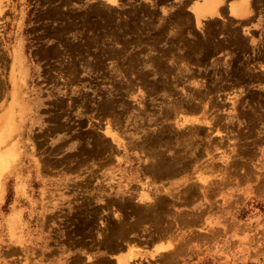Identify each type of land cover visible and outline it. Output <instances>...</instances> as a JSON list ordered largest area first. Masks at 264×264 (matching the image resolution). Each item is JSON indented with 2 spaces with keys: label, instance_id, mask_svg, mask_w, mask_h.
Masks as SVG:
<instances>
[{
  "label": "rangeland",
  "instance_id": "obj_1",
  "mask_svg": "<svg viewBox=\"0 0 264 264\" xmlns=\"http://www.w3.org/2000/svg\"><path fill=\"white\" fill-rule=\"evenodd\" d=\"M4 1L7 4L2 8L3 16H0V72L3 71L0 73V80H3V83L0 81V97L3 98V109L7 106L3 111L14 108L16 119L13 124L6 117L0 121L1 125L7 126V134L0 138V147L4 146L7 152V146L15 143L18 155L14 154L12 158L8 152L0 162V264H94L98 261L96 264H117L113 261V252L119 250L127 254L125 249L129 246L139 251L136 262L130 264H264V70L258 67V64L262 65L259 60L264 62V0H254L252 15L246 20L238 21L223 12L225 21L221 18L207 19L199 24L194 22L189 0H119L120 4L111 7L106 0ZM259 41L261 43L257 47L251 45ZM9 74H13L14 89L7 81L10 80ZM189 90L195 95V100L190 97ZM198 98L202 101L199 102ZM65 102H68L67 106ZM201 110L205 114L202 115ZM190 111L195 112L192 115ZM179 114L189 120L185 123L188 130L184 129L187 126L180 127V123H176L180 119ZM171 115L175 119L170 117V121L168 117ZM201 115L205 117L203 120ZM106 120L110 122L109 127L114 128L111 131L114 138H121L127 148L123 149L112 137L103 134ZM205 120L211 129L207 122H202ZM173 123L176 126L170 125ZM191 123L194 126L200 124L199 128ZM216 126L221 128L220 131ZM156 128L162 130L158 132ZM215 128L218 131L213 130ZM166 129L171 131L170 134ZM220 141L221 145L217 146ZM138 142H142V146ZM201 145L206 147L202 149ZM140 159L147 160L143 162L145 165ZM193 161L198 165L193 166ZM204 163L208 169L212 168L206 169L209 172L205 170ZM173 171H177L176 174ZM203 184L210 187L206 189L204 186L205 191ZM170 186L173 194L167 190ZM143 188V191L147 188V194L153 192L147 197L144 207L141 205L146 200H141L136 194ZM164 191L168 193L162 194ZM151 196L156 197L150 201L153 205L149 203ZM170 198L174 201L171 202ZM165 203L175 207L169 208ZM167 211L169 217L165 216ZM167 222L171 223L168 227ZM163 228L171 230L170 234L167 233L170 236H165ZM98 229L101 233L95 234L100 232ZM160 233L164 237L161 238ZM96 235L101 236L97 238ZM132 239L136 241L133 245ZM168 244L178 251L171 249V253Z\"/></svg>",
  "mask_w": 264,
  "mask_h": 264
},
{
  "label": "bare ground",
  "instance_id": "obj_2",
  "mask_svg": "<svg viewBox=\"0 0 264 264\" xmlns=\"http://www.w3.org/2000/svg\"><path fill=\"white\" fill-rule=\"evenodd\" d=\"M106 1H107V3H108V4L110 5V7H111V6H115V5L117 6L118 4H120V1H121V0H120V1H119V0H106ZM251 1H252V0H240V1L230 0V1L227 3V5H228V14H229L231 17L235 18V19H239V18H240V20H246V19L250 18V17H251L250 15H251L252 12H253V9H252V7H251ZM123 2H124V1H123ZM184 2H185V1H184ZM180 3H181V2H180ZM258 3H259V2H258ZM6 4H7V3H5L4 0H0V16H3V14H2V13H3V9H2V8H3ZM98 5H99V3H98ZM109 5H108V7H109ZM185 5H186V4H185ZM188 6H189V9L191 8V10H192L191 13L193 14L194 22H196L197 24H199V23L201 22V20H206V21H207V19H216V18L224 19V18H223V17H224V16H223V12H225V11H223V7L226 6V2H225V0H202V3H201V4H198L197 0H195V1H193V0H189V2H188ZM101 7H102V6H101ZM104 7H105V6H104ZM186 7H187V6H186ZM91 8H92V7H91ZM256 8H257V7H256ZM99 9H100V8H99ZM104 9H105V8H104ZM107 9H108V8H107ZM177 9H178V8H177ZM187 9H188V8H187ZM257 9H258V8H257ZM261 9H262V8H261ZM101 10H102V9H101ZM101 10H100V11H101ZM108 10H109V9H108ZM140 10H141V9H140ZM258 10H259V12H260V9H258ZM105 11H106V10H105ZM93 12H94V11H93ZM102 13H103V12H102ZM142 13H143V12H142ZM172 13H173V12H172ZM261 13H262V12H261ZM55 14H56V13H55ZM116 14H117V13H116ZM123 14H124V13H123ZM123 14H122V15H123ZM174 14H175V13H174ZM135 15H136V14H135ZM255 15H257V14H255ZM260 15H261V14H260ZM262 15H263V14H262ZM150 16H152V15H150ZM171 16H172V15H171ZM181 16H182V15H181ZM126 17H127V16H126ZM134 17H135V16H134ZM263 17H264V15H263ZM52 18H53V17H52ZM59 18H60V17H59ZM169 18H170V17H169ZM174 18H175V17H174ZM182 18H183V17H182ZM0 19H1V17H0ZM124 19H125V18H124ZM254 19H255V18H254ZM261 19H263V18H261ZM261 19H260V20H261ZM161 20H163V19H161ZM161 20H160V21H161ZM167 20H168V19H167ZM177 20H178V19H177ZM215 21H216V20H215ZM221 21H222V20H221ZM224 21H225V19H224ZM224 21H222V22H224ZM238 21H239V20H238ZM252 21H253V20H252ZM149 22H150V21H149ZM170 22H171V21H170ZM222 22H221V24H222ZM233 22H234V21H233ZM257 22H258V21H257ZM120 23H121V22H120ZM120 23H119V24H120ZM147 23H148V22H147ZM184 23H185V22H184ZM229 23H230V22H229ZM234 23H236V22H234ZM237 23H239V22H237ZM241 23H242V22H241ZM247 23H248V22H247ZM149 24H150V23H149ZM157 24L160 25L159 23H157ZM157 24H156V26H157ZM215 24H216V26H217L218 23L216 22ZM224 24H225V23H223V25H224ZM245 24H246V23H245ZM245 24H244V25H245ZM251 24H252V23H251ZM253 24H254V23H253ZM122 25H123V24H122ZM203 25H204V24H203ZM231 25H233V23H232ZM117 26H118V25H117ZM240 26H241V25H240ZM148 27H149V26H148ZM252 27H253V26H252ZM202 28H204V26H203ZM205 28H206V27H205ZM205 28H204V29H205ZM240 28H241V27H240ZM240 28H239V29H240ZM259 28H260V27H259ZM219 29H220V28H219ZM221 29H222V28H221ZM229 29H230V28H229ZM256 29H257V28H256ZM222 31H223V30H222ZM225 31H226V30H225ZM227 31H228V30H227ZM243 31H244V30H243ZM245 31H246L247 33H249V35H251V33L248 31V29H245ZM207 32H208V31H207ZM213 33H214V32H213ZM222 33H223V32L219 33V35H221ZM228 33H230V32H228ZM228 33H227V34H228ZM231 33H232V32H231ZM238 34H240V32H239ZM172 35H173V34H172ZM224 35H225V34H224ZM224 35H223V36H224ZM246 35H247V34H246ZM246 35H245V36H246ZM258 35H259V34H258ZM202 36H203V35H202ZM226 36H227V35H226ZM165 37H166V36H165ZM165 37H164V38H165ZM249 37H251V36H247L248 39H249ZM203 38H204V37H203ZM205 38L207 39V37H205ZM218 38H219V37H218ZM223 38H224V37H223ZM251 38H252V37H251ZM256 38H257V37H256ZM261 40H262V39H261ZM262 41H263V40H262ZM223 42H224V40H223ZM104 43H105V42H104ZM116 43H117V42H116ZM182 43H183V42H182ZM195 43H196V42H195ZM240 43H242V42H240ZM260 43H261V41H259V43L255 42L254 44H251V43H250V44H251L252 46H256V47H257V44L260 45ZM107 44H108V43H107ZM233 44H234V43H233ZM242 44H243V43H242ZM242 44H241V46H242ZM262 44H263V43H262ZM51 45H52V44H51ZM126 45H129V44H126ZM172 45H173V44H172ZM234 45H235V44H234ZM239 45H240V44H239ZM229 46H230V45H229ZM247 46H248V45H247ZM261 46H262V45H261ZM103 47H104V46H103ZM105 47H106V46H105ZM172 47H173V46H172ZM159 48H160V47H159ZM213 48H214V47H213ZM244 48H246V47L244 46ZM129 49H130V48H129ZM227 49H228V48H227ZM227 49H226V51H227ZM235 49H236V48H235ZM196 50H197V49H196ZM200 50H201V49H200ZM242 50H243V49H242ZM242 50H241V51H242ZM111 51H112V50H111ZM130 51H131V50H130ZM130 51H129V52H130ZM148 51H150V50H148ZM220 51H221V50H220ZM229 51H230V50H229ZM41 52H42V51H41ZM107 52H109V51H107ZM132 52H133V51H132ZM137 52H138V51H137ZM140 52H141V51H140ZM105 53H106V51H105ZM133 53H135V52H133ZM178 53H179V52H178ZM230 53H231V52H230ZM263 53H264V52H263ZM124 54H125V53H124ZM152 54H153V53H152ZM190 54H191V53H190ZM228 54H229V53H228ZM240 54H241V53H240ZM242 54H243V53H242ZM0 55H1V54H0ZM46 55H47V54H46ZM107 55H108V53H107ZM116 55H117V54H115V56H116ZM122 55H123V54H122ZM134 55H135V54H134ZM171 55H172V54H171ZM258 55H259V54H258ZM126 56H127V55H126ZM126 56H125V57H126ZM136 56H137V55H135V57H136ZM138 56H139V54H138ZM140 56H141V55H140ZM198 56H199V55H198ZM243 56H244V55H243ZM259 56H260V55H259ZM118 57H119V56H118ZM121 57H122V56H121ZM161 57H162V56H161ZM180 57H181V56H180ZM247 57H248V56H247ZM123 58H124V57H123ZM127 58H128V57H127ZM137 58H138V57H137ZM148 58H150V56H149ZM159 58H160V57H159ZM162 58H164V57H162ZM189 58H190V57H189ZM228 58H229V57H228ZM250 58H251V57H250ZM40 59H42V58H40ZM115 59H116V58H115ZM129 59H130V58H128V60H129ZM143 59L145 60V58H143ZM168 59H169V58H168ZM223 59H224V58H223ZM243 59H244V58H243ZM111 60H112V59H111ZM131 60H132V59H131ZM131 60H130V61H131ZM165 60H166V59H165ZM169 60H170V59H169ZM179 60H181V59H179ZM185 60H186V59H185ZM219 60H220V59H219ZM255 60H256V59H255ZM182 61H184V59H183ZM186 61H187V60H186ZM194 61H195V60H194ZM217 61H218V60H217ZM217 61H216V62H217ZM225 61H226V60H225ZM248 61H249V60H248ZM257 61H258V60H257ZM260 61H261V60H259L258 63H260V64H262V65H259L256 61L253 60V62H255V64H256V63L258 64V67H260L261 69L264 70V66H263V65H264L263 63H264V62L261 61V62H262V63H261ZM143 62H144V61H143ZM173 62H174V61H171V63H173ZM177 62H179V61H177ZM177 62H176L175 64H177ZM189 62H190V61H189ZM204 62H205V61H204ZM204 62H203V63H204ZM228 62H229V61H228ZM228 62H227V63H228ZM250 62H251V61H250ZM79 63H80V62H79ZM126 63H127V61H126ZM144 63H145V62H144ZM144 63H143V64H144ZM168 63H169V62H168ZM171 63H170V65H171ZM186 63H187V62H186ZM186 63H184V65H185ZM218 63H219V62H218ZM218 63H217V64H218ZM220 63H221V62H220ZM238 63H240V62H238ZM127 64H128V63H127ZM133 64H134V63H133ZM141 64H142V63H141ZM145 64H146V63H145ZM166 64H167V63H166ZM181 64H182V63H180V65H181ZM189 64H190V63H189ZM205 64H206V62H205ZM240 64H242V63H240ZM255 64H254V65H255ZM257 64H256V66H257ZM65 65H67V64H65ZM117 65H118V64H117ZM117 65H116V66H117ZM134 65H135V64H134ZM155 65H156V64H155ZM177 65H178V64H177ZM186 65H187V64H186ZM186 65H185V66H186ZM223 65H224V64H223ZM249 65H250V64H249ZM131 66H132V65H131ZM137 66H138V65H137ZM158 66H159V65H158ZM164 66H165V65H164ZM207 66H208V65H207ZM214 66H215V65H214ZM118 67H119V66H118ZM128 67H129V66H128ZM145 67H147V66H145ZM172 67H173V66H172ZM177 67H178V66H177ZM182 67H183V64H182ZM216 67H217V66H216ZM216 67H215V68H216ZM246 67H247V66L245 65V68H246ZM253 67H254V66H253ZM166 68H167V67H166ZM206 68H207V67H206ZM219 68H220V67H219ZM255 68H256V67H254L253 69H255ZM260 68H259V69H260ZM61 69H62V68H61ZM61 69H60V70H61ZM110 69H111V68H110ZM128 69H129V68H128ZM134 69H136V68H134ZM164 69H165V68H164ZM178 69H179V67H178ZM224 69H225V68H224ZM246 69L248 70V68H246ZM246 69H245V70H246ZM256 69H257V68H256ZM10 70H11V69H10ZM57 70H58V69H57ZM120 70H121V69H120ZM120 70H119V71H120ZM125 70H126V69H125ZM182 70H183V68H182ZM203 70H204V69H203ZM214 70H215V69H214ZM217 70H218V69H217ZM222 70H223V68H222ZM239 70H241V69H239ZM65 71H66V70H65ZM67 71H68V70H67ZM205 71H206V70H205ZM251 71H252V70H251ZM253 71H254V70H253ZM257 71H258V70H257ZM11 72H12V70L10 71V74H11ZM59 72H60V71H59ZM72 72H73V70H72ZM122 72H123V71H122ZM128 72H129V71H128ZM130 72H131V70H130ZM173 72H174V71H173ZM214 72H216V71H214ZM226 72H227V71H225V73H226ZM0 73H3V71H1ZM223 73H224V71H223ZM247 73H248V71H247ZM262 73H263V71H262ZM10 74H9L10 78L8 77L10 80H7V81L10 82L9 85H11V86H12V89H14L15 80H14L13 74H12V75H10ZM65 74H66V73H65ZM114 74H115V73H114ZM120 74H121V73H120ZM172 74H173V73H172ZM215 74H216V73H215ZM218 74H220V73H218ZM237 74H238V72H237ZM62 75H63V74H62ZM170 75H171V74H170ZM170 75H169V76H170ZM185 75H186V73H185ZM213 75H214V74H213ZM224 75H225V74H224ZM246 75H247V74H246ZM255 75H256V74H255ZM147 76H148V75H147ZM176 76H177V75H176ZM215 76H217V75H215ZM215 76H213V77H215ZM219 76H220V75H219ZM238 76H239V75H238ZM4 77H5V76H4ZM71 77H74V76H71ZM123 77H124V76H123ZM182 77H183V76H182ZM184 77H185V76H184ZM203 77H204V76H202V79H203ZM227 77H228V75H227ZM253 77H254V76H253ZM0 78H1V77H0ZM125 78H126V77H125ZM187 78H188V77H187ZM187 78H186V81H187ZM192 78H193V77H192ZM219 78H221V77H219ZM255 78H256V77H255ZM3 79H4V78H3ZM120 79H121V77H120ZM164 79H165V78H164ZM215 79H216V78H215ZM225 79H226V78H225ZM225 79H224V80H225ZM251 79H252V78H251ZM256 79H257V78H256ZM260 79H261V78H260ZM68 80H69V79H68ZM126 80H127V79H126ZM155 80H156V79H155ZM160 80H161V79H160ZM190 80H191V78H190ZM190 80H189V81H190ZM192 80H193V79H192ZM224 80H222V81H224ZM0 81H1V80H0ZM2 81H3V80H2ZM2 81H1V82H2ZM22 81H23V80H22ZM50 81H51V80H50ZM123 81H124V80H123ZM123 81H122V82H123ZM129 81H130V80H129ZM138 81H139V80H138ZM151 81H152V80H151ZM156 81H157V80H156ZM158 81H159V80H158ZM165 81H166V80H165ZM168 81H169V79H168ZM213 81H214V79H213ZM218 81H219V80H218ZM220 81H221V80H220ZM226 81H227V80H226ZM235 81H236V80H235ZM246 81H247V80H246ZM139 82H140V81H139ZM144 82H145V81H144ZM159 82H160V81H159ZM183 82H184V79H183ZM227 82H230V81H227ZM253 82L255 83L256 81H253ZM258 82H259V81H258ZM260 82H261V81H260ZM2 83H3V82H2ZM23 83H24V82H23ZM123 83H125V82H123ZM173 83H174V82H173ZM173 83H172V84H173ZM208 83H209V82H208ZM211 83H212V82H211ZM213 83H214V82H213ZM225 83H226V82H225ZM231 83H232V82H231ZM247 83H249V82H247ZM7 84H8V83H7ZM7 84H6V85H7ZM125 84H126V83H125ZM181 84H182V83H181ZM202 84H203V82H202ZM244 84H245V83H243L242 85H244ZM255 84H256V83H255ZM263 84H264V83H263ZM134 85H135V84H134ZM210 85H211V84H210ZM227 85H228V84H227ZM242 85H241V86H242ZM4 86H5V85H4ZM119 86H120V85H119ZM128 86H129V85H128ZM137 86H138V85H137ZM145 86H146V85H145ZM145 86H144V87H145ZM203 86H204V85H203ZM211 86H213V85H211ZM225 86H226V85H225ZM238 86H240V85H238ZM15 87H16V86H15ZM17 87H18V85H17ZM19 87H20V85H19ZM116 87H118V86H116ZM116 87H114V88L116 89ZM120 87H121V86H120ZM124 87H125V86H124ZM130 87H131V85H130ZM132 87H133V86H132ZM147 87H148V86H147ZM176 87H177V86H176ZM184 87H185V86H184ZM204 87H205V86H204ZM208 87H209V86H208ZM233 87H235V85H233ZM233 87H232V89H233ZM248 87H249V86H248ZM248 87H247V88H248ZM3 88H4V87H3ZM114 88H113V89H114ZM127 88H128V87H127ZM133 88H134V87H133ZM136 88L138 89V87H136ZM142 88H143V87H141V89H142ZM145 88H146V87H145ZM164 88H165V87H164ZM169 88H170V87H169ZM177 88H178V87H177ZM185 88H187V87H185ZM195 88H196V87H195ZM216 88H217V87H216ZM216 88H215V89H216ZM220 88H221V87H220ZM229 88H230V87H229ZM239 88H240V87H239ZM242 88H243V86H242ZM245 88H246V87H245ZM247 88H246V89H247ZM7 89H9V87H8ZM115 89H114V90H115ZM149 89H150V88H149ZM154 89H155V87H154ZM156 89H157V88H156ZM158 89H159V88H158ZM166 89H167V88H166ZM181 89H183V88H181ZM197 89H198V87L196 88V90H197ZM218 89H219V88H218ZM235 89H236V88H235ZM246 89H245V90H246ZM116 90H118V89H116ZM119 90H121V89L119 88ZM129 90H130V89H129ZM133 90H134V89H133ZM163 90H165V89H163ZM196 90L194 89V91H196ZM198 90H199V89H198ZM226 90H227V89H225L224 91H226ZM230 90H231V89H230ZM242 90H243V89H242ZM245 90H243V91H245ZM15 91H16V90H15ZM184 91H185V90H184ZM189 91H190V90H189ZM199 91H200V90H199ZM203 91H205V90H203ZM215 91H216V90H215ZM215 91L213 92V94L215 93ZM218 91H219V90H218ZM218 91H217V92H218ZM12 92H13V91H12ZM123 92H124V90H123ZM154 92H156V91H154ZM219 92H220V91H219ZM126 93H127V92H126ZM131 93H133V92H131ZM159 93H161V92H159ZM162 93H163V92H162ZM164 93H165V92H164ZM168 93H170V92H168ZM186 93H187V92H186ZM186 93H184V97H185V94H186ZM190 93L192 94L191 91L189 92V95H190ZM204 93H205V92H204ZM204 93H203V94H204ZM241 93H242V91H241ZM243 93H244V92H243ZM7 94H8V91H7ZM7 94H6V95H7ZM12 94H13V93H12ZM154 94H155V93H154ZM207 94H208V93H207ZM207 94H205V95H207ZM211 94H212V93H210V95H211ZM228 94H229V92H228ZM21 95H22V94H21ZM108 95H109V94H108ZM127 95H128V94H127ZM130 95H131V94H130ZM163 95H164V94H163ZM169 95H170V94H169ZM176 95H177V94H176ZM210 95H209V96H210ZM1 96H2V95H1ZM10 96H11V95H10ZM125 96H126V95H125ZM186 96H187V95H186ZM194 96H195V95H194ZM194 96H193V94H192V96L190 95L191 98H193ZM213 96H214V95H213ZM218 96H219V94H218ZM3 97H5L4 94H3ZM198 97H199V96H198ZM210 97H211V96H210ZM210 97H209V98H210ZM10 98H11V97H10ZM10 98H9V99H10ZM69 98H70V97H69ZM181 98H182V97H181ZM194 98H195V97H194ZM194 98H193V99H194ZM4 99H7V100H8V98H4ZM18 99H19V98H18ZM110 99H111V97H110ZM153 99H154V98H153ZM174 99H175V98H174ZM177 99H179V98H177ZM198 99H199V98H198ZM216 99H217V98H216ZM216 99H215V100H216ZM22 100H23V99H22ZM145 100H147V99H145ZM166 100H167V98H166ZM168 100H169V99H168ZM194 100H195V99H194ZM194 100H193V101H194ZM199 100H200L199 102L202 101L201 98H200ZM205 100H206V99H205ZM205 100H203V101L205 102ZM207 100H208V95H207ZM207 100H206V102H207ZM221 100H222V99H221ZM244 100H245V99H244ZM246 100H247V99H246ZM255 100H256V99H255ZM105 101H107V100H105ZM180 101H181V100H180ZM180 101H179V102H180ZM197 101H198V100H197ZM212 101H213V100H212ZM253 101H254V100H253ZM16 102H17V100H16ZM70 102H71V98H70ZM143 102H145V101H143ZM168 102H169V101H168ZM170 102H171V100H170ZM176 102H177V101H176ZM195 102H196V101H195ZM204 102H203V103H204ZM209 102H210V101H209ZM239 102H240V101H239ZM242 102H243V101H242ZM247 102H248V101H247ZM2 103L4 104V102H3V98L0 97V109H2V110H0V121L6 117L7 120L9 121V123L12 122V124H13V122H14L15 119H16V118L14 117V116H15L14 108L10 107V108H7L6 111H3V110H5V108H6L7 106H5L4 109H3V107H2ZM14 103H15V102H14ZM65 103H66V102H65ZM120 103H121V102H120ZM124 103H125L124 105H126V102H124ZM140 103H141V102H140ZM146 103H147V101H146ZM163 103H164V102H163ZM165 103H167V102H165ZM187 103H188V102H187ZM187 103H186V104H187ZM192 103H193V102H192ZM222 103H223V102H222ZM231 103H232V102H231ZM240 103H241V102H240ZM245 103H246V102H245ZM6 104H7V103H6ZM67 104H68V102L66 103L65 106H67ZM71 104H72V103H71ZM74 104H76V103H74ZM81 104H82V103H81ZM122 104H123V102H122ZM128 104H129V103H128ZM128 104H127V105H128ZM169 104H171V103H169ZM176 104H177V103H176ZM180 104H181V103H180ZM186 104H185V105H186ZM194 104H195V103H194ZM196 104H197V103H196ZM200 104H201V103H200ZM205 104H206V103H204V105H205ZM257 104H258V103H257ZM8 105H9V104H8ZM18 105H20V104H18ZM77 105H79V104H77ZM163 105H164V104H163ZM163 105H162V106H163ZM167 105H168V104H167ZM171 105H172V104H171ZM171 105H170V106H171ZM178 105H179V103H178ZM192 105H193V104H192ZM206 105H207V104H206ZM208 105H209V104H208ZM247 105H248V103H247ZM13 106H14V105H13ZM55 106H56V105H55ZM55 106H53V107H55ZM111 106H112V104H111ZM132 106H133V104H132ZM173 106H174V105H173ZM199 106H200V105H199ZM199 106H198V108H200ZM212 106H213V105H212ZM212 106H211V108H213ZM214 106H215V105H214ZM236 106H237V105H236ZM14 107H15V106H14ZM57 107H58V106H57ZM68 107L70 108V105H68ZM81 107H82V106H81ZM84 107H85V106H84ZM165 107H166V105H165ZM171 107H172V106H171ZM183 107H184V106H183ZM194 107H195V106H194ZM202 107H203V105H202ZM205 107H206V106H205ZM217 107H218V106H217ZM251 107H252V106H251ZM251 107H250V108H251ZM60 108H61V107H60ZM65 108H66V107H65ZM100 108H101V107H100ZM104 108H106V107L104 106ZM132 108H133V107H132ZM172 108H173V107H172ZM172 108H171V109H172ZM177 108H179V107H177ZM177 108H176V109H172V110H173V111H174V110H177ZM196 108H197V106H196ZM208 108H209V107H208ZM220 108H221V107H220ZM224 108H225V107H224ZM231 108H232V107H231ZM234 108H235V105H234ZM244 108H245V107H244ZM244 108H243V109H244ZM246 108H247V106H246ZM260 108H261V107H260ZM262 108H264V107H262ZM262 108H261V109H262ZM102 109H103V108H102ZM165 109H166V108H165ZM205 109L207 110V108H205ZM205 109H203L204 112L206 111ZM214 109H215V107H214ZM221 109H222V108H221ZM64 110H65V109H64ZM103 110H104V109H103ZM124 110H125V109H124ZM126 110H127V109H126ZM135 110H136V109H135ZM167 110H170V109H167ZM172 110H170V111L172 112ZM235 110H236V109H235ZM263 110H264V109H263ZM104 111H105V110H104ZM109 111H110V110H109ZM128 111H129V110H128ZM140 111H141V110H140ZM164 111H165V110H164ZM170 111H169V113H170ZM177 111H178V110H177ZM183 111H184V108H183ZM199 111H200V109H199ZM199 111H197V112H199ZM209 111H210V110H209ZM236 111H238V110H236ZM252 111H253V110H252ZM1 112H2V113H1ZM60 112H61V111H60ZM116 112H117V111H116ZM144 112H145V110H144ZM159 112H160V111H159ZM175 112H176V111H175ZM175 112H174V113H175ZM192 112H195V111H192ZM192 112L190 111V114H191ZM204 112L201 110V114H202V115H203ZM207 112H208V111H207ZM212 112H213V111H211V113H212ZM219 112H220V111H219ZM241 112H242V111H241ZM259 112H260V111H259ZM100 113H101V112H100ZM114 113H115V112H114ZM142 113H143V112H142ZM178 113H179V112H178ZM178 113H177V114H178ZM180 113H181V112H180ZM183 113L185 114L186 112H183ZM213 113H214V112H213ZM220 113L222 114V112H220ZM235 113H237V112H235ZM66 114H67V113H66ZM85 114H86V113H85ZM105 114H106V113H105ZM117 114H118V113H117ZM117 114H116V115H117ZM164 114H165V113H164ZM164 114H163V115H164ZM171 114L173 115V113H171ZM188 114H189V110H188ZM193 114H194V113H192V115H193ZM204 114H205V113H204ZM215 114H216V113H215ZM253 114H254V113H253ZM259 114H260V113H259ZM63 115H64V114H63ZM81 115H82V114H81ZM100 115H101V114H100ZM106 115H107V114H106ZM106 115H105V116H106ZM109 115H110V113H109ZM126 115H127V113H126ZM167 115H168V114H167ZM172 115L168 117L169 120L172 118ZM202 115H201V117H202ZM207 115H208V114H207ZM207 115H206V116H207ZM213 115H214V114H213ZM224 115H225V114H224ZM233 115H236V114H233ZM103 116H104V115H103ZM112 116H113V115H112ZM118 116H119V115H118ZM123 116H124V115H123ZM177 116H178V115H177ZM179 116H180V114H179ZM179 116H178V117H179ZM181 116H183V115H181ZM181 116L179 117L181 120H180V119H178L179 121L175 120V121H177V122H176L177 124H178V122L180 123L179 126H180V125H181V126H182V125H185L186 122H189L188 119L181 118ZM186 116H187V115H186ZM221 116H223V115H221ZM221 116H220V117H221ZM231 116H232V115H231ZM254 116H255V115H254ZM61 117H62V116H61ZM134 117H135V116H134ZM137 117H139V116H137ZM159 117H160V116H159ZM164 117H165V116H164ZM164 117H162V119H163ZM170 117H171V118H170ZM174 117H176V114H175ZM184 117H185V116H184ZM211 117L214 118V116H211ZM211 117H210V118H211ZM225 117H227V116H225ZM258 117H260V116H258ZM89 118H90V117H89ZM107 118H108V117H107ZM135 118H136V117H135ZM204 118H205V117H204ZM204 118L202 117V120H203ZM216 118H217V117H216ZM218 118H219V116H218ZM223 118H224V117H223ZM233 118H234V117H233ZM48 119H49V118H48ZM102 119H104V118L102 117ZM117 119H118V117H117ZM117 119H116V121H117ZM138 119H139V118H138ZM138 119H137V120H138ZM172 119H173V118H172ZM174 119H175V118H174ZM174 119H173V120H174ZM176 119H177V118H176ZM182 119H183V120H182ZM198 119H199V118H198ZM211 119H212V118H211ZM221 119H222V118H221ZM221 119H220V120H221ZM230 119H232V118H230ZM4 120H5V119H4ZM7 120H6V121H7ZM122 120H123V119H122ZM145 120H146V119H145ZM154 120L157 122L156 119H154ZM165 120H166V118L164 119V121H165ZM192 120H193V119H192ZM206 120H208V119H206ZM206 120H205V121H202V122H204V124H205V123L207 122ZM213 120H214V119H212V121H213ZM215 120H216V119H215ZM235 120H236V119H235ZM239 120H240V119H239ZM68 121H69V120H68ZM109 121H110V120H109ZM155 121H154V122H155ZM158 121L160 122V120H158ZM170 121H171V120H170ZM175 121H174V123H175ZM212 121H211V122H212ZM222 121H223V120H222ZM228 121H229V120H228ZM258 121H259V120H258ZM112 122H113V121H112ZM136 122H137V121H136ZM141 122H143V121L141 120ZM154 122H153V123H154ZM159 122H158V123H159ZM168 122H169V121H168ZM172 122H173V121H172ZM172 122H170V123H172ZM191 122H192V121H191ZM197 122H200V121H197ZM219 122H220V121H219ZM232 122H233V121H232ZM236 122H237V120H236ZM242 122H243V121H242ZM249 122H250V121H249ZM261 122H262V121H261ZM0 123H1V122H0ZM60 123H61V122H60ZM68 123H69V122H68ZM109 123H110V122H107V120H106V122H105V124H104V126H103V128H102V130H103V131H102L103 134L112 137V140H115V141L117 142L118 146H120V147L122 146L123 149L127 148V146H126L124 143H122L123 140H120L121 138H120V139H119V138H118V139L114 138V134L111 133L112 129H114V128L111 129V128L109 127V125H108ZM147 123H148V121H147ZM149 123H150V122H149ZM174 123H173V124H170V125L173 126V125H175ZM209 123H210V121H209ZM222 123H223V122H222ZM229 123H230V122H229ZM238 123H239V122H238ZM244 123H245V122H244ZM246 123H247V122H246ZM10 124H11V123H10ZM213 124H214V123H213ZM215 124H217V123H215ZM224 124H225V123H224ZM224 124H223V125H224ZM227 124H228V123H227ZM242 124H243V123H242ZM56 125H57V124H56ZM58 125H59V124H58ZM147 125H148V124H147ZM162 125H163V124H162ZM162 125H161V127H162ZM191 125H193V123H191ZM198 125H200V124H197V126H196V124H195V126H194V125H193V126H194L195 128H196V127L199 128ZM207 125L210 127V124H208V122H207ZM217 125H218V124H217ZM260 125H261V124H259V126H260ZM262 125L264 126V123H263ZM262 125H261V126H262ZM61 126H62V125H61ZM134 126H135V125H134ZM134 126H133V127H134ZM159 126H160V125H159ZM175 126H176V125H175ZM177 126H178V125H177ZM181 126H180V127H181ZM185 126H187V127L184 128V129H185V130H188V129H187V128H188V125H185ZM208 126H207V128H208ZM219 126H220V125H219ZM221 126H222V124H221ZM221 126H220V127H221ZM226 126H227V125H226ZM259 126H258V127H259ZM6 127H7L6 125L4 126V124H2V125L0 124V138H2V139L4 138L5 133L7 132V128H6ZM54 127H55V126H54ZM54 127H53V128H54ZM57 127H58V126H57ZM66 127H67V126H66ZM145 127H146V126H145ZM148 127H149V126H148ZM148 127H147V128H148ZM163 127H164V126H163ZM183 127H184V126H183ZM194 127H193V128H194ZM203 127H204V126H203ZM232 127H233V126H232ZM5 128H6V129H5ZM87 128H88V127H87ZM90 128H91V126H90ZM92 128H93V127H92ZM92 128H91V129H92ZM158 128H159V127H158ZM177 128H178V127H176L175 129H177ZM211 128H212V127H210V129H211ZM213 128H214V125H213ZM216 128L219 129V131H220V129H221V128H218L217 126H216ZM216 128L213 129V130H216ZM222 128H223V127H222ZM225 128H226V127H225ZM227 128H228V127H227ZM254 128L256 129V127H254ZM110 129H111V130H110ZM135 129H136V128H135ZM156 129H157V128H156ZM173 129H174V128H173ZM173 129H172V130H173ZM178 129H179V128H178ZM190 129H191V127H190ZM190 129H189V130H190ZM208 129H209V128H208ZM208 129H207V130H208ZM210 129H209V130H210ZM65 130H67V129H65ZM94 130H95V129H94ZM150 130H152V129H150ZM150 130H149V131H150ZM157 130H158V129H157ZM160 130H162V129L160 128V129L158 130V132H159ZM167 130H168V129H166V131H167ZM180 130H181V129H180ZM195 130H196V129H195ZM213 130H212V131H213ZM223 130H224V128L222 129V131H223ZM225 130H226V129H225ZM228 130H230V129H228ZM228 130H227V131H228ZM258 130H259V129H258ZM258 130H257V131H258ZM57 131H58V130H57ZM91 131H93V130H91ZM138 131H139V130H138ZM143 131H144V130H143ZM168 131H169V130H168ZM168 131H167V132H168ZM174 131H175V130H174ZM174 131H173V132H174ZM191 131H192V130H191ZM212 131H210V132H212ZM216 131H218V130H216ZM249 131H250V130H249ZM89 132H90V131H89ZM115 132H116V131H115ZM164 132H165V130H164ZM170 132H171V131H169V134H170ZM173 132H172V133H173ZM180 132H181V131H180ZM196 132H197V131H196ZM214 132H215V131H214ZM51 133H52V132H51ZM57 133H58V132H57ZM116 133H118V132H116ZM142 133H143V132H142ZM165 133H166V132H165ZM172 133H171V134H172ZM181 133H182V132H181ZM183 133L185 134V132H183ZM187 133H188V132H187ZM187 133H186V135H188ZM194 133H195V132H194ZM194 133L192 134V136L194 135ZM197 133H198V132H197ZM204 133H205V131H204ZM206 133H207V132H206ZM221 133L223 134V132H221ZM263 133H264V132H263ZM3 134H4V136H2ZM6 134H7V133H6ZM64 134H65V133H64ZM88 134H89V133H88ZM97 134H98V133H97ZM97 134H96V135H97ZM101 134H102V133H101ZM157 134H158V133H157ZM160 134H162V133H160ZM189 134H190V131H189ZM208 134H209V132H208L206 135H208ZM86 135H87V134H86ZM96 135H95V136H96ZM142 135H143V134H142ZM142 135H141V136H142ZM144 135H145V134H144ZM151 135H152V134H151ZM165 135H166V134H165ZM179 135H180V134H179ZM181 135H182V134H181ZM206 135H205V137H206ZM243 135H244V134H243ZM99 136H100V135H99ZM99 136H98V138H99ZM141 136H140V137H141ZM174 136H175V135H174ZM195 136H196V135H195ZM202 136H203V134H202ZM221 136H222V135H221ZM263 136H264V135H263ZM117 137H118V136H117ZM144 137H145V136H144ZM160 137H161V136H160ZM162 137H163V136H162ZM178 137H179V136H178ZM184 137H187V136H184ZM218 137H220V136H218ZM100 138H101V136H100ZM142 138H143V137H142ZM165 138H166V137H165ZM168 138H169V137H168ZM171 138H173V137H171ZM188 138H189V136H188ZM188 138H186V139H188ZM192 138H194V136H193ZM198 138H200V137H198ZM203 138H204V136H203ZM236 138H237V137H236ZM245 138H246V137H245ZM245 138H244V139H245ZM2 139H0V141H1ZM74 139H75V138H74ZM96 139H97V138H96ZM101 139H103V138H101ZM182 139H183V138H182ZM207 139H208V138H207ZM207 139H206V141H207ZM212 139H213V138H212ZM217 139H218V138H217ZM217 139H215L214 141L217 142V141H216ZM223 139H224V138H223ZM242 139H243V138H242ZM242 139H241V140H242ZM244 139H243V140H244ZM256 139H257V138H256ZM260 139H261V138H260ZM16 140H18V139H16ZM68 140H69V139H68ZM72 140H73V139H72ZM72 140H71V141H72ZM98 140H99V139H98ZM106 140H107V139H106ZM163 140H164V139H163ZM166 140H167V139H166ZM168 140H169V139H168ZM238 140H240V139H238ZM79 141H80V139H79ZM85 141L87 142L86 139H85ZM91 141H92V140H91ZM120 141H121V142H120ZM170 141H171V140H170ZM179 141H182V140H179ZM185 141H186V140H185ZM193 141H194V140H193ZM193 141H192V142H193ZM218 141H219V139H218ZM221 141H223L222 138H221ZM221 141L218 142V145H217V146L221 145V144H220ZM257 141H258V140H257ZM80 142H81V141H80ZM93 142H94V141H93ZM103 142H104V141H103ZM103 142H101V143H103ZM150 142H151V141H150ZM159 142H160V140H159ZM168 142H169V141H168ZM174 142H175V141H174ZM187 142H188V141H187ZM208 142H210V141L208 140ZM208 142H207V143H208ZM211 142H212V141H211ZM11 143H12V142H11ZM11 143L9 144V147L7 146V148H8V149H7V152L5 151L6 148H5L4 146H3V147H0V162H2L4 158H6L5 156H6V154H7L8 152H11V155L8 154V155L11 156V157H12V155L15 156L14 154H17V155H18V150L16 149V147H17L16 144H15V143L11 144ZM60 143H61V142H60ZM62 143H64V141H63ZM62 143H61V144H62ZM91 143H92V142H91ZM108 143H109V142H108ZM127 143H128V142H127ZM138 143H139V142H138ZM141 143H142V142H140L139 144L142 146ZM155 143H156V142H155ZM169 143H170V142H169ZM190 143H191V142H190ZM212 143H214V142H212ZM134 144H135V143H134ZM139 144L137 145V147L139 146ZM153 144H154V143H153ZM157 144H158V143H157ZM179 144H180V143H179ZM183 144H184V142H183ZM183 144H181V145H183ZM215 144H217V143H215ZM215 144H214V145H215ZM65 145H66V144H65ZM78 145H79V144H78ZM83 145H84V144H83ZM92 145H93V144H92ZM97 145H98V144H97ZM151 145H152V144H151ZM163 145H164V141H163ZM172 145H174V144H172ZM172 145H171V146H172ZM181 145H180V146H181ZM191 145H192V144H191ZM196 145H197V144H196ZM204 145H205V143H204ZM206 145H207V144H206ZM208 145H209V144H208ZM89 146H90V145H89ZM93 146H94V145H93ZM125 146H126V147H125ZM129 146H130V145H129ZM132 146H133V145H132ZM141 146H140V147H141ZM143 146H144V145H143ZM146 146H147V145H146ZM146 146H145V147H146ZM156 146H157V145H156ZM158 146H159V145H158ZM168 146H169V145H168ZM177 146H179V145H177ZM217 146H216V147H217ZM247 146H248V145H247ZM64 147H65V146H64ZM81 147H82V146H81ZM111 147H113V146H111ZM133 147H136V146H133ZM151 147H152V146H151ZM163 147H164V146H163ZM163 147H162V148H163ZM175 147H176V146H175ZM185 147H187V145H186ZM185 147H184V148H185ZM200 147H202V149H203V148L206 147V146L203 147V146L201 145ZM207 147H208V146H207ZM212 147H214V146L212 145ZM4 148H5V150H4ZM87 148H88V147H87ZM93 148H94V147H93ZM100 148H101V147H100ZM138 148H139V147H138ZM187 148H189V147H187ZM208 148L212 149L211 147H208ZM249 148H250V146H249ZM88 149H90V148H88ZM104 149H105V148H104ZM115 149H116V147L114 148V150H115ZM118 149H119V148H118ZM123 149H122V150H123ZM139 149H140V148H139ZM157 149H158V148H157ZM166 149H167V148H166ZM244 149H246V148H244ZM244 149H243V150H244ZM81 150H82V149H81ZM106 150H107V149H106ZM109 150H110V149H109ZM114 150H113V151H114ZM116 150H117V149H116ZM133 150H134V149H133ZM141 150H143V149H141ZM141 150H140V151H141ZM189 150H190V149H189ZM206 150H207V149H206ZM96 151H97V150H96ZM102 151H103V150H102ZM135 151H136V149H135ZM137 151H138V150H137ZM140 151H139V153H140ZM147 151H149V150H147ZM173 151H174V150H173ZM180 151H181V150H179L178 152H180ZM191 151H192V150H191ZM204 151H205V150H204ZM111 152H112V151H111ZM115 152H116V151H115ZM115 152H113V153H115ZM150 152H151V151H150ZM161 152H163V151H161ZM178 152H177V153H178ZM181 152H183V151H181ZM184 152H185V150H184ZM192 152H193V151H192ZM88 153H89V152H88ZM113 153H112V154H113ZM145 153H146V152H145ZM164 153H165V152H164ZM169 153H170V152H169ZM206 153H207V152H206ZM105 154H106V153H105ZM105 154H103V155H105ZM107 154H108V153H107ZM110 154H111V153H110ZM110 154H109V155H110ZM116 154L118 155V153H116ZM142 154H144V153H142ZM149 154H150V153H149ZM167 154H168V153H167ZM172 154H173V153H172ZM190 154H191V153H190ZM192 154H193V153H192ZM195 154H196V153H195ZM202 154H203V153H202ZM202 154H200V155H202ZM17 155H16V156H17ZM82 155H83V154H81L80 156L82 157ZM146 155L149 156L148 154H146ZM151 155H152V154H151ZM151 155H150V156H151ZM153 155H154V154H153ZM155 155H157V154H155ZM175 155H176V154H175ZM193 155H194V154H193ZM203 155H204V154H203ZM83 156H84V155H83ZM99 156H100V155H99ZM107 156H108V155H107ZM139 156H140V155H139ZM139 156H138V157H139ZM142 156H143V155H142ZM144 156H145V155H144ZM150 156H149V157H150ZM212 156H213V155H212ZM7 157H8V156H7ZM92 157H93V155H92ZM95 157H96V156H95ZM105 157H106V156H105ZM105 157H104V158H105ZM156 157H158V156H156ZM159 157H160V156H159ZM159 157H158V158H159ZM12 158H13V157H12ZM66 158H67V157H66ZM75 158H76V157H75ZM100 158H101V157H100ZM108 158H109V157H108ZM115 158H116V157H115ZM143 158H144V157H143ZM154 158H155V156H154ZM187 158H188V157H187ZM192 158H193V157H192ZM198 158L200 159V157H198ZM198 158H197V161L199 160ZM201 158H202V157H201ZM240 158H242V157H240ZM84 159H86V158H84ZM141 159H142V158H141ZM141 159H140V160H141ZM149 159H150V158H149ZM152 159H153V158H152ZM247 159H248V158H247ZM65 160H66V159H65ZM82 160H83V159H82ZM82 160H80L81 163L84 162V161H82ZM88 160H89V159H88ZM143 160H144V159H143ZM143 160H141V164H142L143 162H147V160H146V161H143ZM153 160H154V159H153ZM193 160H194V159H193ZM239 160H241V159H239ZM68 161H69V160H68ZM105 161H106V160H105ZM149 161H151V159H150ZM154 161H155V160H154ZM154 161H152V162H154ZM182 161H183V160H182ZM201 161H202V160H201ZM64 162H65V161H64ZM71 162H72V160H71ZM152 162H151V163H152ZM179 162H180V161H179ZM189 162L192 163V161H189ZM193 162H194V161H193ZM224 162H225V161H224ZM86 163H87V162H86ZM93 163H94V162H93ZM93 163H92V165H93ZM154 163H155V162H154ZM197 163H198V162H197ZM197 163H196V164H197ZM200 163H202V162H200ZM225 163H226V162H225ZM230 163H231V162H230ZM46 164H47V163H46ZM143 164L145 165V163H143ZM143 164H142V165H143ZM152 164H153V163H152ZM175 164H176V163H175ZM194 164H195V162H194ZM194 164H193V166H196V164H195V165H194ZM204 164H205V163H204ZM204 164H203V165H204ZM209 164H210V163H209ZM212 164H213V161H212ZM223 164H224V163H223ZM82 165H84V163H83ZM169 165H170V164H169ZM171 165H172V164H171ZM180 165H181V163H180ZM191 165H192V164H191ZM197 165H198V164H197ZM207 165H208V164H207ZM226 165H228V164H226ZM79 166H80V165H79ZM150 166H152V165H150ZM185 166H186V165H185ZM199 166H200V165H199ZM205 166H206V164H205ZM208 166H209V165H208ZM210 166H211V165H210ZM230 166H231V165H230ZM99 167H100V166H99ZM152 167H153V166H152ZM189 167H191V166H189ZM179 168H180V167H179ZM191 168H192V167H191ZM198 168H199V167L197 166V169H198ZM209 168H210V167H209ZM220 168H221V167H220ZM223 168H224V167H223ZM238 168H239V167H238ZM240 168H241V167H240ZM185 169H186V167H185ZM187 169H188V166H187ZM194 169H195V168H193L192 170H193V171H196V170H194ZM206 169H208L207 166H206L205 170H206ZM210 169H212V168H210ZM210 169H208V170H210ZM140 170H141V168H140ZM142 170H143V169H142ZM200 170H201V169H200ZM200 170H199V171H200ZM203 170H204V169H203ZM203 170H202V172H203ZM208 170H206V171H208ZM213 170H214V169H213ZM86 171H87V170H86ZM146 171H147V170H146ZM185 171H188V170H185ZM211 171H212V170H211ZM239 171H240V169H239ZM245 171H246V170H245ZM250 171H251V170H250ZM82 172H83V170H82ZM84 172H85V171H84ZM91 172H92V171H91ZM141 172H142V171H141ZM144 172H145V171H144ZM147 172H148V171H147ZM174 172H175V171H173V174H174ZM176 172H177V171H176ZM176 172H175V174H176ZM179 172H180V171H178V173H179ZM181 172H182V171H181ZM200 172H201V171H200ZM200 172H199V173H200ZM208 172H209V171H208ZM241 172H242V171H241ZM251 172H252V171H251ZM257 172H258V171H257ZM165 173H167V172H165ZM178 173H177V174H178ZM183 173H184V172H183ZM197 173H198V170H197ZM214 173L216 174V171H214ZM253 173H254V172H253ZM260 173H261V172H260ZM262 173H263V172H262ZM262 173H261V174H262ZM87 174H88V173H87ZM89 174H90V173H89ZM91 174H92V173H91ZM187 174H188V173H187ZM205 174H206V173H205ZM248 174H249V172H248ZM248 174H247V175H248ZM254 174H255V173H254ZM254 174H253V176H254ZM256 174H257V173H256ZM150 175H152V174H150ZM166 175H167V174H166ZM203 175H204V174L202 173V176H203ZM208 175H209V174H208ZM239 175H240V174H239ZM263 175H264V174H263ZM263 175H260V176H263ZM1 176H2V175H1ZM143 176H144V175H143ZM158 176H159V175H158ZM161 176H162V175H160V177H161ZM202 176H201V177H202ZM205 176H207V175H205ZM205 176H204L203 178H205ZM221 176H222V174H221ZM223 176H224V175H223ZM223 176H222V177H223ZM248 176H249V175H248ZM256 176H257V175H255V178H256ZM84 177H85V176H84ZM90 177H91V176H90ZM166 177H167V176H166ZM169 177H171V176H169ZM169 177H168V178H169ZM234 177H235V176H234ZM150 178H151V176H150ZM152 178H154V177H152ZM152 178H151V179H152ZM219 178H220V177H219ZM225 178H226V177H225ZM225 178H224V179H225ZM231 178H232V177H231ZM245 178H246V177H245ZM258 178H259V177H258ZM221 179H222V178H221ZM247 179H248V178H247ZM251 179H252V178H251ZM159 180H160V179H159ZM161 180H162V179H161ZM199 180H201V178H200ZM204 180H205V179H203L202 181H204ZM206 180H207V177H206ZM209 180H211V178H209ZM209 180H208V182H209ZM259 180H260V179H259ZM263 180H264V178H263ZM151 181H153V180H151ZM166 181L169 183L170 180L167 179ZM202 181H201V183H202ZM221 181H222V180H221ZM154 182H155V180H154ZM159 182H160V181H159ZM204 182H206V181H204ZM222 182H223V181H222ZM228 182H229V181H228ZM260 182H261V181H260ZM262 182H263V181H262ZM145 183H146V181H145ZM149 183H150V182H149ZM156 183H157V182H156ZM160 183H161V182H160ZM162 183H164V182H162ZM162 183H161V184H162ZM165 183H166V182H165ZM165 183H164V184H165ZM206 183H207V182H206ZM218 184H219V183H218ZM98 185H99V184H98ZM100 185H101V184H100ZM188 185H189V184H188ZM188 185H187V186H188ZM199 185H200V183H199ZM199 185H198V186H199ZM206 185H207V184H206ZM216 185H217V184H215V186H216ZM93 186H94V185H93ZM147 186H148V185H147ZM163 186H164V185H163ZM179 186H180V185H179ZM190 186H191V185H190ZM194 186H196V185H194ZM204 186H205V185L203 184V185H202L203 188L200 187V190H201V188L204 189ZM94 187H95V186H94ZM102 187H103V186H102ZM149 187H150V186H149ZM165 187H166V186H165ZM167 187H168V186H167ZM205 187H206V189H207V188L210 187V185H209V187H207V186H205ZM88 188H89V187H88ZM98 188H99V187H98ZM130 188H132V187H130ZM150 188H151V187H150ZM163 188H164V187H163ZM172 188H173V187H172ZM193 188H195V187H193ZM96 189H97V188H96ZM109 189H110V188H109ZM148 189H149V188H148ZM151 189H152V188H151ZM157 189H158V187H157ZM157 189H156V190H157ZM165 189H166V188H164L163 190H165ZM169 189H171V186H170V188H168L167 190H169ZM206 189H204V190L206 191ZM210 189H212V188H210ZM111 190H112V189H111ZM111 190H110V191H111ZM124 190H125V189H123L122 191H124ZM129 190H130V189H129ZM143 190H144V188H143L140 192L137 191L138 193H136L135 190H134V192L137 194V197H139L141 200H143V199L146 200V201H144L145 203L142 202V203H144V204H142V205L140 204L141 206L145 205V204L148 202L147 200H148L149 198H147V197H149V195H153V194H152V193H153L152 191H154V188H153L152 191L150 190V191L152 192L151 194H150V193L147 194V188L145 189V191H143ZM160 190H161V189H160ZM163 190H162V191H163ZM184 190H188V189H184ZM87 191H88V190H87ZM94 191H95V190H94ZM125 191H126V190H125ZM132 191H133V190H132ZM150 191H149V192H150ZM169 191H170V190H169ZM173 191H174V190H173ZM175 191H176V190H175ZM201 191H202V190H201ZM205 191H204V193H205ZM111 192H112V191H111ZM128 192H129V191H128ZM130 192H131V191H130ZM134 192H133V193H134ZM170 192H172V191H170ZM170 192H169V194H170ZM197 192H198V191H197ZM212 192H213V191H212ZM157 193H158V191H156V194H157ZM166 193H168V192H166ZM166 193H165V191H164V193H162V194H166ZM201 193H202V192H201ZM124 194H125V193H124ZM130 194H131V193H130ZM159 194H161V193H159ZM171 194H173V192H172ZM175 194H177V191H176ZM102 195H104V194H102ZM118 195H120V194H118ZM126 195H128V194H126ZM132 195H133V194H132ZM183 195H184V194H183ZM203 195H205V194H203ZM84 196H85V195H84ZM95 196H96V195H95ZM109 196H110V195H109ZM112 196H113V195H112ZM154 196H156V195H154ZM154 196H153V197L151 196V198H150V200H149V203H150V201H152V199L154 198ZM167 196H168V194H167ZM169 196H170V195H169ZM171 196L173 197V195H171ZM107 197H108V196H107ZM124 197H126V196H124ZM124 197H123V198H124ZM144 197H146L147 199H145ZM176 197H177V196H176ZM101 198H102V197H101ZM155 198H156V197H155ZM155 198H154V199H155ZM170 199H171V202L174 201L173 198H170ZM172 199H173V200H172ZM103 200H104V199H103ZM116 200H117V199H115V201H116ZM118 200H119V199H118ZM120 200H122V199L120 198ZM132 200H133V199L131 198V201H132ZM141 200H140V201H141ZM156 200H157V199H156ZM91 201H92V200H91ZM122 201H123V200H122ZM128 201H129V200H128ZM134 201H135V200H134ZM88 202H89V201H88ZM112 202H114V201H112ZM135 202H136V201H135ZM168 202H169V201H168V199H167V203H168ZM90 203H91V202H90ZM140 203H141V202H140ZM155 203H156V202H155ZM159 203H160V202H159ZM174 203H176V200H175ZM112 204H113V203H112ZM112 204L110 203L111 206H112ZM135 204H136V203H134V205H135ZM150 204H151V203H150ZM168 204H169V203H168ZM168 204L165 203V205H167V206H168ZM82 205H83V204H82ZM151 205H153V204H151ZM174 205H176V204H174ZM154 206H156V205L154 204ZM170 206H171V203H170V205H169L168 207L170 208ZM172 206H173V205H172ZM172 206H171V207H172ZM80 207H81V206H80ZM83 207H84V206H83ZM86 207H87V206H86ZM109 207H110V206H109ZM143 207H144V206H143ZM145 207H146V206H145ZM148 207H149V206H148ZM151 207H153V206H151ZM151 207H149V208H151ZM165 207H166V206H165ZM173 207H175V206H173ZM110 208H111V207H110ZM146 208H147V207H146ZM115 209H117L116 211H118V208H115ZM115 209H114V210L112 209V210L115 211ZM129 209H130V207H129ZM129 209H128V210H129ZM107 210H108V208H107ZM112 210H111V211H112ZM162 210H163V209H162ZM166 210H167V209H166ZM87 211H88V210H87ZM104 211H106V210H104ZM113 211H112V212H113ZM152 211H153V210H152ZM152 211L150 212L151 214H153ZM118 212H119V211H118ZM154 213H155V211H154ZM166 213H167V215L165 214V216L169 217V216H170V213H168V211H167ZM81 214H82V212H81ZM105 214H106V213H105ZM168 214H169V215H168ZM79 215H80V214H79ZM119 215H120V214H118V216H119ZM121 215H122V214H121ZM89 216H90V215H89ZM153 216H154V215H153ZM171 216H172L173 218H175L174 215H171ZM86 217H87V216H86ZM91 217H92V216H91ZM102 217H103V216H102ZM112 217H113V216H112ZM119 217H121V216H119ZM130 217H131V216H130ZM136 217H137V216H136ZM180 217H181V216H180ZM189 217H190V216H189ZM189 217H188V218H189ZM191 217H192V216H191ZM98 218H99V216H98ZM117 218H118V217H117ZM197 218H198V217H197ZM114 219H115V218H114ZM160 219H161V218H160ZM198 219H199V218H198ZM82 220H83V219H82ZM85 220H86V219H85ZM94 220H95V219H94ZM115 220L118 221V219H115ZM122 220H123V219H122ZM122 220H121V222H122ZM150 221H151V220H150ZM163 221H164V220H163ZM172 221H174V219H173ZM183 221H185V220L183 219ZM106 222H107V221H106ZM135 222H136V221H135ZM142 222H143V221H142ZM169 222H170V221H169ZM122 223H123V222H122ZM159 223H160V222H159ZM159 223H158V224H159ZM165 223H166V221H165ZM124 224H125V222H124ZM142 224H143V223H142ZM153 224H154V223H153ZM156 224H157V223H156ZM169 224L171 225V223H169ZM169 224H168V222H167V225H166V226L168 227ZM140 225H141V224H140ZM104 226H106V225H104ZM104 226H103V227H104ZM122 226H123V225H122ZM127 227H128V226H127ZM150 227H151V226H150ZM150 227H149V228H150ZM156 227H157V226H156ZM163 227H164V226H163ZM93 228H94V227H93ZM105 228H106V227H105ZM137 228H138V227H137ZM149 228L147 227V229H149ZM151 228H152V227H151ZM142 229H143V228H142ZM142 229H141V231H142ZM154 229H156V228H154ZM159 229H161V228H159ZM163 229L165 230V231H164V230H163V231L166 233L165 236H166V235L170 236V235H169V234H170L169 232H170L171 230L168 231V230H169L168 228H167L168 230L165 229V228H163ZM98 230H99V229H98ZM100 230H101V229H100ZM100 230H99V231H100ZM103 231H104V230H103ZM106 231H107V230H106ZM146 231L148 232V230H146ZM163 231H161V232H163ZM166 231H167V232H166ZM86 232H87V231H86ZM139 232H140V231H139ZM159 232H160V230H159ZM99 233H101V231H100V232H97V233H95V234H99ZM140 233H141V232H140ZM156 233H157V232H156ZM167 233H169V234H167ZM171 233H172V232H171ZM116 234H118V233H116ZM133 234H134V233H133ZM142 234H144V231H143ZM146 234H147V233H146ZM148 234H149V233H148ZM148 234H147V235H148ZM151 234H152V233H151ZM154 234H155V231H154ZM157 234H159V233H157ZM161 234H162V233H160L161 238L164 237V236L161 235ZM147 235H146V236H147ZM96 236H97V238H98V236H101V235H96ZM118 236H119V235H118ZM121 236H122V234H121ZM137 236H138V235H137ZM146 236H145V238H147ZM152 236H153V235H152ZM155 236H156V235H155ZM168 236H167V238H170V237H168ZM132 237H134V236H132ZM171 237H172V236H171ZM194 237H195V236H194ZM194 237H193V238H194ZM196 237H197V236H196ZM196 237H195V238H196ZM97 238H96V239H97ZM117 238H118V237H117ZM117 238H116V239H117ZM127 238H128V237H127ZM138 238H139V237H138ZM149 238H150V237H149ZM157 238H158V237H157ZM157 238H156V239H157ZM159 238H160V237H159ZM159 238H158V239H159ZM161 238H160V239H161ZM186 238H187V237H186ZM119 239H120V238H119ZM124 239H125V237H124ZM158 239H157V240H158ZM173 239H174V238H173ZM187 239H188V238H187ZM117 240H118V239H117ZM126 240H128V239H126ZM132 240H133V239H132ZM153 241H154V240H153ZM176 241H178V239H177ZM185 241H186V240H185ZM128 242H130V241H128ZM134 242H136L135 239L133 240V242H131V243H132L131 245H133ZM137 242H138V241H137ZM144 242H145V241H144ZM180 242H181V241H180ZM125 243H126L125 245L127 246V242H125ZM128 244H129V243H128ZM135 244H136V243H135ZM176 244H179V243H176ZM176 244L174 245V246H176V247H178V246L180 245V244H179V245H176ZM168 245H169V248H170V244H168ZM172 245H173V244H172ZM183 245H184V244H183ZM95 246H97V244H96ZM98 246H99V245H98ZM119 246H120V245H119ZM89 247H90V246H89ZM117 247H118V246H117ZM65 248H66V247H65ZM65 248H64V249H65ZM124 248H125V247H124ZM174 248H175V247H174ZM174 248H170V252H171V253L173 252V251H171V249L173 250ZM64 249H63V250H64ZM96 249H97V247H96ZM96 249H95V250H96ZM118 249H119V247H118ZM176 249H177V248H176ZM176 249H174V250H176ZM184 249H185V248H183V250H184ZM123 250H124V249H123ZM83 251L85 252V250H83ZM86 251H87V250H86ZM91 251H92V250H91ZM103 251H104V250H103ZM103 251H102V253H103ZM117 251H119V250H117ZM117 251H116V253L113 252V253H114L113 255H114V258H115V260H113V261H115L117 264H130L131 262H136L135 257H136V255H137V253L139 252V251L137 252V250H133V248H131L130 246H129V248L125 249V251H128L127 254H122V252H124V251H119V252H117ZM168 251H169V250H168ZM177 251H178V249H177ZM177 251H176V252H177ZM75 252H76V251H75ZM79 252H82V251H79ZM85 253H86V252H85ZM89 253H90V252H89ZM92 253H93V252H92ZM168 253H169V252H168ZM168 253H167V254H168ZM171 253H169V254H171ZM90 254H91V253H90ZM109 254H112V253L109 252ZM167 254H166V257H167ZM77 255H78V253H77ZM87 255H89V254H87ZM105 255H107V254H105ZM181 255H182V254H181ZM101 256H102V255H101ZM177 256H178V255H177ZM179 256H180V255H179ZM90 257H91V256H90ZM90 257H89V258H90ZM103 257H104V256H103ZM105 257H106V256H105ZM107 257H109V255H108ZM107 257H106V258H107ZM112 257H113V256H112ZM171 257L173 258L172 255H171ZM174 257H175V259H176V256H174ZM109 258H110V257H109ZM164 258H165V257H164ZM169 258H170V257H169ZM169 258H168V259H169ZM172 258H171V260H173ZM178 259H179V258H178ZM94 260H95V259H94ZM163 260H165V259H163ZM169 260H170V259H169ZM89 261H91V260H89ZM95 262H96V261H95ZM99 262H100V261H98V262H96V263H99ZM115 262H114V263H115ZM55 263H56V262H55ZM96 263H94V264H96ZM106 263H107V262H106ZM137 263H138V262H137ZM53 264H54V263H53Z\"/></svg>",
  "mask_w": 264,
  "mask_h": 264
},
{
  "label": "crops",
  "instance_id": "obj_3",
  "mask_svg": "<svg viewBox=\"0 0 264 264\" xmlns=\"http://www.w3.org/2000/svg\"><path fill=\"white\" fill-rule=\"evenodd\" d=\"M193 1H195V0H193ZM229 1H230V0H225V2H226V6L223 7V11H225L227 14H228V5H227V3H228ZM234 1H240V0H234ZM197 2H198V4H201V3H202V0H197ZM253 6H254V0L251 1V7H252V9H253ZM251 15H252V14H251ZM251 15H250V16H251ZM238 20H240V18H239Z\"/></svg>",
  "mask_w": 264,
  "mask_h": 264
}]
</instances>
